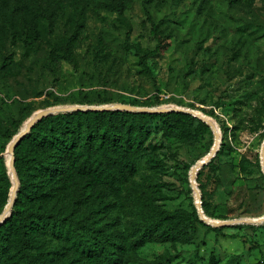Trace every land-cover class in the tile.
I'll list each match as a JSON object with an SVG mask.
<instances>
[{
	"label": "rangeland",
	"instance_id": "obj_1",
	"mask_svg": "<svg viewBox=\"0 0 264 264\" xmlns=\"http://www.w3.org/2000/svg\"><path fill=\"white\" fill-rule=\"evenodd\" d=\"M111 1L41 0L34 18L46 35L33 44L25 42L22 19L14 33L8 27L0 32V187L10 191L9 198L0 193V215L14 187L9 144L34 114L56 106L134 102L188 107L214 120L221 152L200 179L207 215L215 220L263 216L264 0H123V13ZM150 18L158 24L157 36ZM214 142L212 128L187 140L151 135L148 145L157 149L138 160L132 184L155 183L150 200L169 211L177 236L147 242L130 251L123 264H264V222L218 230L200 218L191 172ZM30 148L25 141L21 153ZM85 179V189L69 182L65 199L82 197L79 211L89 212L93 223L119 214V224L109 227L124 230L123 208L105 217L91 210L90 202L102 201L108 190L93 177ZM64 205L67 201L58 208ZM187 216L194 219L193 228L184 224Z\"/></svg>",
	"mask_w": 264,
	"mask_h": 264
},
{
	"label": "trees",
	"instance_id": "obj_2",
	"mask_svg": "<svg viewBox=\"0 0 264 264\" xmlns=\"http://www.w3.org/2000/svg\"><path fill=\"white\" fill-rule=\"evenodd\" d=\"M110 6L123 13V0H113ZM36 10H42L41 0H0V32L8 27L14 33L22 19L26 44L41 41L46 28L44 25L39 28L35 22ZM150 21L157 36L158 24L152 18ZM133 47L144 59L140 47ZM206 128L212 127L181 111L114 108L60 111L44 116L15 149L19 187L12 213L0 225V264H123L130 251L147 242L176 237L169 211L156 208L148 195L156 189L155 183L150 180L148 185L132 184L139 173L138 160L146 153L149 155L148 150L157 149L156 144L148 145L153 134L187 140ZM25 141L31 148L23 155L21 146ZM220 152L219 148L197 176L206 215L205 190L200 179L204 167H211ZM86 176L97 179L108 190L102 193V201L90 202L91 210L100 211L105 217L108 211L123 208L128 216L124 230L109 227L119 224V214L110 221L93 223L89 212L79 211L82 197H70L73 206L68 208L70 203L65 196L69 182L75 181L85 189ZM212 180L217 184L219 179L213 176ZM9 192L0 187L6 198ZM66 201L67 205L58 208ZM183 219L187 227H194V219L189 216ZM211 227L222 230L221 226ZM53 239L61 242L51 244Z\"/></svg>",
	"mask_w": 264,
	"mask_h": 264
},
{
	"label": "water",
	"instance_id": "obj_3",
	"mask_svg": "<svg viewBox=\"0 0 264 264\" xmlns=\"http://www.w3.org/2000/svg\"><path fill=\"white\" fill-rule=\"evenodd\" d=\"M127 109V110H137V111H150V112H163V111H181V112H187L190 114H193L194 116L202 119L203 121L207 122L215 133V142L212 147L211 152L200 162H198L195 167L193 168L191 172V184L193 186L194 191L196 192L197 196V206H198V212L200 217L205 220L206 222L214 225V226H223L227 224H233V223H263L264 222V215L260 217H254V218H240L237 220H215L210 217H208L203 209V201H202V194L198 187L196 178L198 171L208 164L211 159L215 156V154L218 151L219 148V142H220V131L218 129L217 124L211 119L204 115H202L200 112L196 111L195 109L188 108V107H176V106H168V107H161V108H149V107H140V106H134L131 104H125V103H114L109 105H67V106H56L52 108L42 109L38 111L36 114L32 116V118L28 121L26 128H24L22 131H20L16 136L13 138V140L9 144V153H10V171L11 175L14 180V187L11 192L10 200L0 215V225L5 220V218L9 215L12 205L14 203L17 190L19 187V179L16 172L15 167V149L17 144L21 141V139L26 136L31 129L34 127L35 123L43 118L44 116H47L52 113L60 112V111H70V110H109V109ZM262 163L264 166V142H263V148H262Z\"/></svg>",
	"mask_w": 264,
	"mask_h": 264
},
{
	"label": "bare ground",
	"instance_id": "obj_4",
	"mask_svg": "<svg viewBox=\"0 0 264 264\" xmlns=\"http://www.w3.org/2000/svg\"><path fill=\"white\" fill-rule=\"evenodd\" d=\"M214 121V120H213Z\"/></svg>",
	"mask_w": 264,
	"mask_h": 264
}]
</instances>
